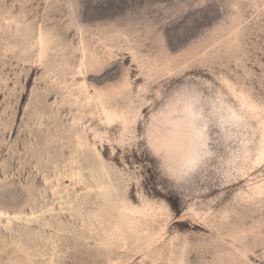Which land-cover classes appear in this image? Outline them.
I'll list each match as a JSON object with an SVG mask.
<instances>
[{"label": "rangeland", "instance_id": "1", "mask_svg": "<svg viewBox=\"0 0 264 264\" xmlns=\"http://www.w3.org/2000/svg\"><path fill=\"white\" fill-rule=\"evenodd\" d=\"M215 2L0 0V264H264V112L205 116L219 156L198 186L138 139L172 143L180 170L200 140L168 98L236 108L226 80L261 107L264 0Z\"/></svg>", "mask_w": 264, "mask_h": 264}, {"label": "snow or ice", "instance_id": "2", "mask_svg": "<svg viewBox=\"0 0 264 264\" xmlns=\"http://www.w3.org/2000/svg\"><path fill=\"white\" fill-rule=\"evenodd\" d=\"M149 2L151 3V0H149ZM188 3L191 8L205 12L214 11L219 7L215 0H188ZM190 15H194V13H190ZM185 19H187V17H185ZM42 45L43 38H41V46ZM221 88L227 90L229 94L234 97L237 103L236 108L229 107L223 103L224 96L222 92H215L210 99H207L203 98L194 88H185L167 99L166 109L161 115H178L185 128L190 130L194 134V137L200 140L199 145L185 155L180 170L174 168L170 163L168 154L171 153L173 149L172 143L165 146L157 143V141L153 139L155 132L152 129L146 131L143 137H138V139L146 141L144 144L145 148L152 149L155 155L163 158L164 163L161 167L164 168L165 174L171 176L173 179L185 182L189 185L196 184L198 186L200 174L203 173L206 168H210L211 164L214 163L215 159L219 156V152L214 155L205 142L203 136V131L207 128L205 116L212 119L215 124L226 123L236 126L243 123L247 118H251V115L257 110L264 112V96L261 97V107L257 109L251 95L246 93L244 89H238L226 80L222 81ZM261 91L264 93V87L261 88ZM165 95L167 96L168 94L165 93ZM153 99H159L161 103L165 102L164 98H161L159 93H154ZM205 108H211V111L206 113ZM118 143L127 145L134 142L125 139L122 142L118 141ZM257 163L264 166V146L260 149ZM137 171H139V169H137ZM224 182L226 183L227 180ZM3 195L6 194L0 193V197ZM261 195L264 196V192H262ZM180 211H182V209H178L177 214H179ZM0 216H3V212H0ZM17 219H19V217H17Z\"/></svg>", "mask_w": 264, "mask_h": 264}, {"label": "bare ground", "instance_id": "3", "mask_svg": "<svg viewBox=\"0 0 264 264\" xmlns=\"http://www.w3.org/2000/svg\"><path fill=\"white\" fill-rule=\"evenodd\" d=\"M100 105V104H99ZM106 105V104H105ZM108 111V110H107ZM103 112V111H102ZM110 114V113H109ZM108 115V114H107ZM109 119H111V118H109ZM110 121V120H109ZM102 172V171H101ZM107 174V173H106ZM98 180V183L96 184L97 185V187L98 188H100V189H103V190H109V188L111 187V183L109 182V181H107V180H103V179H100V178H98L97 179ZM113 186V185H112ZM96 187V188H97ZM113 191V190H112ZM101 192V191H100ZM99 191H98V193H100ZM115 192V191H114ZM103 193H104V191H103ZM116 193V192H115ZM131 209V208H130ZM140 210V209H139ZM133 211V210H132ZM131 211V212H132ZM138 211V210H137ZM133 215V214H132ZM138 215V214H137ZM144 215V214H143ZM124 216V215H123ZM122 216V217H123Z\"/></svg>", "mask_w": 264, "mask_h": 264}]
</instances>
